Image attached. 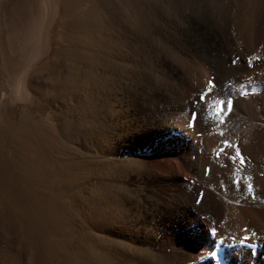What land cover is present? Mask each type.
I'll use <instances>...</instances> for the list:
<instances>
[{"label": "rangeland", "instance_id": "rangeland-1", "mask_svg": "<svg viewBox=\"0 0 264 264\" xmlns=\"http://www.w3.org/2000/svg\"><path fill=\"white\" fill-rule=\"evenodd\" d=\"M239 33L260 51L264 0H0V264H188L187 237L218 227L230 240L259 236L263 94L184 100L189 78L206 90L198 67L213 60L233 84L235 60L223 65L220 46ZM229 97L221 125L211 112ZM182 129L211 155L222 139L236 144L244 166L225 163L228 148L181 181L167 153L143 149ZM187 187L206 193L205 205L168 217Z\"/></svg>", "mask_w": 264, "mask_h": 264}, {"label": "bare ground", "instance_id": "bare-ground-1", "mask_svg": "<svg viewBox=\"0 0 264 264\" xmlns=\"http://www.w3.org/2000/svg\"><path fill=\"white\" fill-rule=\"evenodd\" d=\"M223 33L226 34V31H223ZM240 34L241 33L237 34V37L225 35L222 45L220 46L223 51V65L225 63H231L230 61H236L235 64L231 65L230 67V70H232L235 74L233 84L222 85L220 75L223 73V71L220 70L221 66L217 60H213L212 63L210 61L209 66L206 64L198 67L200 76H203L204 79L207 77V82L212 81L215 85V87L212 89V93L209 95L210 99H212L213 96L219 95L218 93L221 90L227 92V95L233 94L235 97H238V99L242 100L252 99V97H255L261 93L264 96V45H260V48H258L260 51H257L256 48H254L257 45V42L252 35L251 39L248 38L245 43L239 44L237 41H239L238 39L240 36H242ZM230 42L235 44V49H225L230 46ZM239 46L241 48L238 49ZM253 48L258 53L254 52ZM225 51H228V53L231 51L232 55H230V53L229 55H225ZM243 58H246V61H243ZM200 90L202 91V84L198 86L197 83H193L192 79L189 78L187 80L184 88V100L186 106L191 104L192 101L199 100L198 97L200 95ZM241 93H244V95H241ZM180 117H185V114L181 113ZM187 118L188 117H185L184 120L178 118V126H186ZM183 131H185V134L182 133ZM195 137L192 131L188 129H182L178 137L170 136L165 140H162L163 137L159 136L158 138L160 139L157 137L150 138L144 145L145 147L143 150H148V152L156 154L167 153L165 154L166 157L172 158L174 161H176V167H174L175 171L177 175L178 173L180 174L181 181H183V179H191V172L194 171V169H196V171L201 170V168H199V164H202L204 161H206L205 159L208 158L213 165H218L221 159V155L217 158L216 154L211 155L209 151L203 149L204 145L201 135L200 140L195 141ZM190 145H192V148L189 147ZM225 163L227 164L231 162L227 159ZM164 166L166 167V173L171 174L172 172L170 171L172 169L170 164L167 162ZM232 166L233 165L230 166V169L233 170ZM169 184L172 186H178V178L176 175L174 178H171ZM262 184V180L260 182L254 181V186L258 192L259 187H261ZM204 195H206V193L188 187L186 190H180L176 192L174 200H169L172 206L170 209H167L165 213L168 217L172 218L174 213H178L179 215L190 210H196L199 212V210L202 209V202L205 205ZM171 220L172 219H170V221ZM252 224L256 229L262 232H260V234H258L259 236L256 237L247 236L248 239L243 244L236 243V241L240 239L238 237L237 239L232 240L224 237L223 232L219 227L216 229L214 228L216 231V236H212L210 234L206 235L204 238L186 236L188 240L186 241L185 247L192 254L191 260L189 263H187L191 264L194 261L200 260L199 264H264V225L259 223ZM242 236L244 237L245 234ZM217 240H219L220 243H216ZM222 242L230 243L231 246L226 248ZM234 243L237 244L235 248V245L233 246ZM211 250L215 251L217 254L215 261H212L210 257H206L209 255Z\"/></svg>", "mask_w": 264, "mask_h": 264}, {"label": "snow or ice", "instance_id": "snow-or-ice-1", "mask_svg": "<svg viewBox=\"0 0 264 264\" xmlns=\"http://www.w3.org/2000/svg\"><path fill=\"white\" fill-rule=\"evenodd\" d=\"M233 63H235V61ZM249 66H251V65H249ZM214 87H215V85L213 84V82L209 81L206 90L204 92H202L198 97L200 103L205 102L206 97L212 92V89ZM241 95H244V93H241ZM208 107H209V109H212L213 104L209 103ZM231 111H232V100L230 97L227 99V102H225V100H223V99H218L215 101L214 111L211 112V115L214 119L219 118V123L222 125L224 123V118L227 117L231 113ZM196 121H197V113L195 111H193L191 113V119L187 122L188 127L189 128L194 127ZM220 135L222 136L223 133H220ZM220 144H221V147L218 149V151L216 153L217 158L221 154H226L225 153L226 149L232 148L234 150L235 154L234 155H227V159L230 162L237 163L242 168L245 164V160H244V157L242 156V154L240 153L238 146L236 144L231 143L228 140H223V139L220 141ZM205 171H207V170H205ZM243 179L245 181L250 180V178L247 176L243 177ZM238 182H239L238 180H235V179L233 180V184H236ZM247 189L249 192L252 191L251 183H248ZM209 232H210V235L216 236V231L214 229H209ZM231 239H235V238L233 237ZM247 239H248V237L244 236V237H241L236 242L239 244H243L245 241H247ZM216 243H220V241L217 240ZM216 255L217 254L215 251L210 252V256L214 260L216 259Z\"/></svg>", "mask_w": 264, "mask_h": 264}]
</instances>
